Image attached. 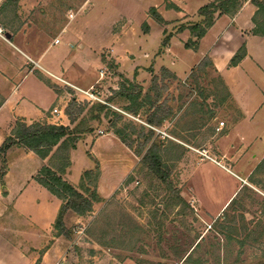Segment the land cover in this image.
<instances>
[{
    "label": "rangeland",
    "instance_id": "1",
    "mask_svg": "<svg viewBox=\"0 0 264 264\" xmlns=\"http://www.w3.org/2000/svg\"><path fill=\"white\" fill-rule=\"evenodd\" d=\"M209 1L41 0L33 6L36 9L31 12L52 17L67 27L58 37L61 43L45 52V61L52 59L53 67H67L72 76L80 73L73 80L78 84L90 82L100 68L103 70L93 87L107 104L84 100L71 86H60L68 98L64 112L71 99L84 107L75 115L73 125L96 103L121 118L101 115L99 121L88 120L86 125L92 130L81 134L69 152L70 164L62 178L77 187L82 173L93 169L96 162L99 201L82 216L64 213L67 234L54 228L61 200L36 181L41 190L35 192L28 186L23 197L5 200L7 159L0 154V264H53L61 258L65 264H264V95L256 89L264 90V82H258L255 70L236 75L239 90L247 93L249 110H256L254 123L248 139L236 134V139L214 143L241 112L215 72L209 53L201 54L207 40L202 50L199 40L196 48L184 46L195 40L187 27L200 21L198 8ZM151 7L163 22L151 16ZM43 25L51 26V20ZM47 37L44 33V43ZM165 67L176 76L164 73V69L169 71ZM138 73L147 83L134 86L139 87L141 98L149 90L154 91L151 98L158 93L153 111L160 109L159 114L165 107L179 112L183 98L192 97L181 114L198 115L195 121L189 118L191 133L198 132L201 137L208 132L207 125L218 126L222 121L223 128L214 131V142L205 149L196 141L194 146L199 148L189 149L171 139L176 127L168 131L150 128L144 121L145 112L140 110L137 116L124 112L126 102L115 92L122 81H129L125 74L133 77ZM42 122L59 124V118L48 117ZM248 128L243 126L242 130ZM148 130L153 135L144 142ZM153 141L171 187L141 159ZM142 144L144 148L137 154ZM8 162L11 179L19 184L36 163L41 164L36 157L15 152L9 154ZM46 163L47 158L43 159ZM235 187V197L217 211Z\"/></svg>",
    "mask_w": 264,
    "mask_h": 264
},
{
    "label": "crops",
    "instance_id": "2",
    "mask_svg": "<svg viewBox=\"0 0 264 264\" xmlns=\"http://www.w3.org/2000/svg\"><path fill=\"white\" fill-rule=\"evenodd\" d=\"M40 1L0 0V29L2 30L0 33V129L4 128L2 130L0 144L4 139V135L10 133L16 119H21L25 123L30 124L32 122L45 121L48 117H57L59 118V124L69 127L72 126L63 111L68 99L65 88L60 91V86L66 84L63 82V84L59 83L61 81L51 75L59 77L70 85L79 88H88L98 82L99 76H103V72L100 75V68L98 75L93 80L85 84H78L73 80L74 78H78L80 73L76 74L77 76H72L67 67L64 68L62 65L53 67L51 63L53 62L51 61L52 59L45 61V52L50 51L55 45L61 43L59 39V42L54 44L53 39L64 35L67 27L66 23L60 25L59 21L54 20L52 17L44 16L37 11L31 12L34 8L36 9L33 6H37ZM255 10L256 8L252 3L249 1L243 2L235 13L217 16L213 24L207 28L204 36L199 39V48L207 40L205 46L202 47L203 50L201 48V54H204V52L209 53L215 72L221 76L224 84L228 88L229 97L239 105L241 112L239 119L234 120L232 126L225 129L223 134L215 142L212 139L217 124L214 127L207 125L208 132L203 133V135L201 134V137L198 132L193 134L191 133L189 118L192 121L198 118V115H194V113L191 115L187 113L186 116L181 115L188 109L187 105L192 100L190 96L182 97L183 104L180 106L179 112L178 110L175 113L172 112L170 107H165L160 114L157 112L155 117L163 118L162 122L160 124H147L145 122L148 127H161L165 131L176 127L173 132L171 131V139L189 149L205 148L212 142L221 144L230 138L236 139V134L244 135L245 138L250 135V125L254 123L253 117L255 116L256 110H249L246 102L248 97L247 93L245 89L239 90L236 75H240L241 73L246 75L248 73L252 74V71L255 70L256 73L254 75L258 79V82H264V61H261L259 58L261 57L264 60V36L254 35L252 33L255 26L252 20ZM50 20L52 25L45 28L43 22ZM44 33L48 35V41L46 43L43 41ZM65 40L67 44L71 43L69 38ZM227 40H230V44H228ZM241 46H244L246 49L245 56L236 65H229L230 58ZM131 64L134 65L133 61H131ZM165 68L170 71V74L173 73L176 76L174 70L169 67ZM78 70L83 69L78 66ZM125 76L130 82L138 86L147 83V80L141 77L139 73L133 77H129L126 74ZM153 86H155V83ZM256 89L258 94L260 93L261 96L264 95L263 89L259 87ZM153 92V90H149L144 96L150 97V101L154 104L156 96L151 98V95H154ZM173 98L178 99L180 97L175 96ZM153 104L141 108V112L145 108H148V113H150L156 106ZM53 108L57 109L58 113H52ZM243 126L249 127L248 130H242ZM196 141L198 143L200 142V145L202 143L203 146H194ZM11 152L19 153L22 157L25 156L26 158L34 159L36 157L38 162L40 161L41 163L40 165L36 163L34 170L23 178L21 184L11 179L10 164L8 162V157ZM5 156L7 159V170L3 176L5 200H14L16 197H23L24 193L28 190V186L33 188L32 190L35 192L38 189L41 190L32 176L43 164V160H40L32 151L26 150L18 145L11 146L6 151ZM197 166L200 167L201 163ZM225 170L232 173L239 181H242V178L230 169L225 168ZM236 187L217 211L222 210L228 204L229 200L236 193ZM17 203L16 205H18Z\"/></svg>",
    "mask_w": 264,
    "mask_h": 264
},
{
    "label": "trees",
    "instance_id": "3",
    "mask_svg": "<svg viewBox=\"0 0 264 264\" xmlns=\"http://www.w3.org/2000/svg\"><path fill=\"white\" fill-rule=\"evenodd\" d=\"M245 1H249L256 8L252 17L255 24L252 33L254 35L264 36V0H211L198 8L197 13L200 16V21L187 27L190 35L195 37V40L191 41V44L187 41L184 46L186 48H196L198 40L204 36L207 28L213 24L216 16L235 13ZM149 13L157 22H163L162 17L156 12L154 7L149 9ZM245 54V47H239L230 58L229 65H236ZM163 72L170 74L166 69ZM115 94L116 97L126 102L122 110L133 115H136L141 108L153 104L150 101V97L144 96L140 98L139 87L134 86L133 83L127 80L120 83ZM156 94L155 99L157 100L159 96L158 93ZM83 109L84 107L75 103L74 99H71L66 106L64 113L67 115L72 125L71 127L45 122H32L27 124L21 119H16L9 135L0 144V154L2 155L11 146L18 145L32 151L42 160L45 158L48 159V163L43 164L32 178L46 188L53 196L61 200V205L54 221V228L59 234H67L63 223V215L66 211H71L78 216H82L91 211L93 202L99 201V195L96 192L99 170L96 162L93 169H86L82 173L77 187H74L62 178V174L70 164V150L75 147V143L81 134L92 130L91 127L86 125L88 120L96 119L99 121L101 115L103 117L115 115L116 118H121V115L111 111L105 105L96 103L89 106L85 115L73 125L76 122L75 115H78ZM153 110L150 113H148V108L143 110L146 113L144 115V121L147 124H160L163 118H156L155 115L158 110ZM152 135L153 131L148 130V135L145 136L144 142L150 140ZM143 144L136 151L137 154H140L143 150ZM141 159L149 171L155 174L162 182L166 183L168 187H171L168 174L164 169V163L158 153V145L155 141L147 147ZM232 201L233 199L230 202Z\"/></svg>",
    "mask_w": 264,
    "mask_h": 264
},
{
    "label": "built area",
    "instance_id": "4",
    "mask_svg": "<svg viewBox=\"0 0 264 264\" xmlns=\"http://www.w3.org/2000/svg\"><path fill=\"white\" fill-rule=\"evenodd\" d=\"M2 32V30L0 29V33ZM59 42V38L56 37L53 39V43L56 44ZM103 70L100 71V75H102ZM51 75V74H50ZM52 77L56 78L57 80L63 82L66 85L71 86L74 90H76L78 93L81 94V96L84 98V100L87 101H96V102H100L103 104H107L101 97H100V92L98 91L97 88H94L93 85L88 87L87 89H82L73 85H70L69 83H67L66 81H64L63 79L56 77L54 75H51ZM52 113H58V110L53 108L52 109ZM223 126V122H219V125L215 128L217 131L220 130V128ZM202 156H206V154L201 153ZM207 157V156H206ZM53 264H65V261L63 258L61 259H57L56 261H54Z\"/></svg>",
    "mask_w": 264,
    "mask_h": 264
}]
</instances>
